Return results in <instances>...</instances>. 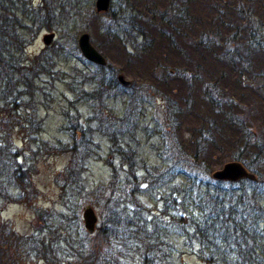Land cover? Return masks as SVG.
Returning <instances> with one entry per match:
<instances>
[{"label": "rangeland", "instance_id": "obj_1", "mask_svg": "<svg viewBox=\"0 0 264 264\" xmlns=\"http://www.w3.org/2000/svg\"><path fill=\"white\" fill-rule=\"evenodd\" d=\"M13 1L14 15L24 26L18 33L26 43L24 53L15 58L31 85L26 90L18 83L17 92L26 95L0 100V141L17 154L14 160L27 168L33 187L26 191L28 199L3 207L1 223L18 237L48 242L60 260L70 262L66 254L72 244L92 237L83 227V209L95 210L96 234L106 224L108 199L114 210L132 218L122 224L134 225L136 236L147 231L165 243L170 257L162 264H203L208 250L202 248L195 228L207 215L203 203L214 192L212 173L238 156L250 164L261 162L256 170L264 177V34L252 30L264 25V15L246 20L251 9L245 0H187V22L171 37L172 43L151 34L148 51L124 59L99 31L111 22L108 11L96 13V0H51L50 19L40 12L42 0ZM171 1L186 0H153L149 6L162 12ZM129 6L144 7L132 0ZM121 8L120 0H111L110 13ZM51 33L54 40L44 46L42 37ZM83 33L109 65L103 74L107 82L122 75L131 89L110 83L111 89L99 87L94 79L97 66L79 53L77 40ZM167 71L185 80L167 76ZM207 86L215 90L214 103L204 99ZM99 89L97 99L84 95ZM200 135L205 157L189 144ZM256 136L263 144L258 157ZM76 141L83 157L81 179L65 188L57 177L72 154L50 148L71 149ZM128 159L134 160L136 179L125 188ZM202 159L210 166V176L198 165ZM112 180L115 189L106 191ZM241 185L252 190L248 182ZM18 191L10 184L11 195ZM260 207L264 208L262 198L244 226H253L255 238L263 242ZM105 229L113 233L112 227ZM11 240V250L23 243ZM118 243L112 239L113 248L120 250L118 263L142 264L143 243L141 248L129 243L125 249ZM263 252H256L252 264H264ZM21 256L22 264H43L27 249ZM225 259L235 258L226 254Z\"/></svg>", "mask_w": 264, "mask_h": 264}, {"label": "trees", "instance_id": "obj_2", "mask_svg": "<svg viewBox=\"0 0 264 264\" xmlns=\"http://www.w3.org/2000/svg\"><path fill=\"white\" fill-rule=\"evenodd\" d=\"M132 1L143 4L145 8H135L129 6V0H120L123 8L115 12L113 10L111 13L108 10L105 15L109 17L108 20H110L111 24L99 28V31L102 32L106 39V43H112L117 49L116 51L121 52L124 59H129V57L138 58L145 51H148L147 38L151 34H157L158 38L172 43L171 37L178 33V29H183V22H187V0L182 4L171 1L162 12H156L154 8L149 6L150 3H153V0ZM245 1L250 4L251 9L246 20L252 19L255 14L259 16L262 13L264 15V0ZM42 3L40 12L44 13L43 18L50 19L49 14L53 11L51 8L52 2L51 0H42ZM13 5V0H0V100H6L7 97H11L14 94L26 95L27 92H17L18 83L26 90L31 85V81L25 76L23 69L20 68L15 58V55L24 53L26 43L18 33V30L23 29L24 26L18 22L14 15ZM263 27L264 25L255 26L252 30L263 37ZM251 28L253 27L251 26ZM113 31L116 33H113ZM126 42L130 43V45L127 46ZM42 67V64L38 65V69L42 70ZM107 69H109L107 64L105 67L97 66L98 72L94 79L99 80V87H103V90H108L112 87L123 88L117 82V79L107 82L106 75L103 76ZM150 75L154 77L155 70H152ZM166 75L185 80V77L179 74H172L170 71H167ZM184 82L188 83V80ZM109 83L112 87H109ZM70 87L72 88V85ZM131 88L132 86L128 89H123L128 91ZM72 90L76 92V89ZM203 92L204 99L208 102L214 103L215 99H218L214 95L215 90L209 86ZM98 93H102V90L99 89L97 93L84 92V95L85 97L97 99ZM257 137H254L253 144L257 148L258 157L260 154L259 149L261 145L263 147V144L259 142ZM189 144L197 152L200 149L201 154L205 157L207 153L203 151L205 143L202 135L195 142L189 141ZM248 144L249 142L246 140V145ZM78 146L79 142L76 141L74 148L71 149L62 145L50 148L51 151L57 152H61L63 149L68 150L72 154V157H70L71 161L65 172L60 173L59 177H57V182H60L65 188L80 183L83 157ZM16 157L17 154L10 153L8 146L0 141V212L6 204L28 199V189L33 187L27 168L24 165L17 164L14 160ZM257 157L255 158L257 159ZM239 159L236 156L233 161L240 162L249 173L255 176V179L253 181L240 180L236 183L213 181L214 192L209 196L207 203H203V206L207 208L204 211L207 215L195 228L196 234L202 239V248L208 250V255L202 258L203 264H252L254 258L258 256L256 252L259 249L264 250V247L261 248V243L264 241L260 242L255 238L256 233L252 232L255 231L253 226H244L247 222L246 218L252 219L254 215L253 209L259 204V199L262 198L264 201V177L258 172V169L256 170V167H259L261 162L256 160L255 163H251V166L247 161L243 162ZM125 163L129 168L126 177L127 184L125 183L126 185H124L126 188L129 183L133 184V179L135 180L136 176L134 174V160L130 161L128 159ZM198 165L202 167L206 176H210L211 170H208L210 166L205 164L204 159L198 161ZM245 182L250 184L252 190H247L246 186L241 185V183ZM10 184L16 185L17 190L19 189L17 195H11L8 192ZM114 186L115 181H110L106 191L108 189L114 190ZM248 191H250L249 194ZM104 207L108 211V217L104 221L106 224L99 227L97 233L88 240L82 237V239L76 240L77 243L72 244L71 251L66 254V257L72 260L70 262L60 260L57 257L58 252H55L56 250L48 242L36 240L32 236L28 239L26 237H18L13 231H10L11 229L5 227L0 220V264H22L20 261L24 249L35 254L36 258L42 261L43 264H123L118 263L116 260L120 250H118L119 248H113L112 239L118 241V247H122V249H125L129 243L135 245L138 243L141 248L143 243L142 264H162V261L170 257L168 247L165 248V243L160 241L159 237L151 236L152 233L147 231H142L140 236H136V230L131 228L134 225L126 226L122 224L132 220V218L123 216L121 214L123 211L114 210L112 202L108 199L105 201ZM259 211L260 214L264 213V208L260 207ZM173 221L176 222L174 219ZM109 227L113 229L112 234L105 229ZM9 239H15L17 242L23 243L13 247V250H11L10 245L8 246L7 243ZM65 242L69 245V240ZM253 245H256V247H253ZM226 254H233L235 259L228 262L225 259ZM262 259L264 260V256Z\"/></svg>", "mask_w": 264, "mask_h": 264}, {"label": "water", "instance_id": "obj_3", "mask_svg": "<svg viewBox=\"0 0 264 264\" xmlns=\"http://www.w3.org/2000/svg\"><path fill=\"white\" fill-rule=\"evenodd\" d=\"M111 0H96L95 9L96 13L103 14L109 10ZM54 40V34H46L42 37V44L44 46H49ZM89 35L86 33L81 34L77 40V46L79 53H81L84 60L98 67H105L107 62L106 59L93 47L91 42H89ZM117 82L123 88H130L131 82L127 81L122 75L117 76ZM212 179L219 182H238L240 180L253 181L255 176L249 173L245 167L239 162H228L223 165L219 170L212 173ZM82 220L84 230L89 235H94L95 229L97 228L98 217L95 210L87 206L82 211Z\"/></svg>", "mask_w": 264, "mask_h": 264}]
</instances>
